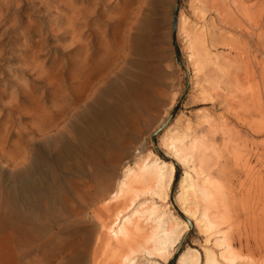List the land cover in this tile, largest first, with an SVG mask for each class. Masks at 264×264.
Here are the masks:
<instances>
[{
  "label": "rangeland",
  "instance_id": "374dc122",
  "mask_svg": "<svg viewBox=\"0 0 264 264\" xmlns=\"http://www.w3.org/2000/svg\"><path fill=\"white\" fill-rule=\"evenodd\" d=\"M238 1L247 6L248 16L242 19L249 30L256 32L252 37H239L236 33L222 35L224 28L215 20V9L201 1L195 2L201 14L195 16L192 0H0V193L3 192L1 198L14 199L4 211L9 209L13 216L23 211V216L31 213L34 203L21 202L23 163L32 164L37 146L50 135H67L72 87H81L78 93L86 97L90 92L87 88L99 87L107 76L115 86L148 87L153 95L141 106L139 113L132 116L133 121L126 128L133 138L129 156L123 163L132 160L134 164L146 156L175 165L174 179L163 209L169 218L181 221L180 227L182 221H187L189 230L175 249H170L172 255L167 262L153 259L162 264H180L182 253L195 249L200 253L201 264H206V234L185 214L180 198L184 171L191 165L178 162L164 144V136L183 132L188 135L186 141L199 133L212 143L205 148L206 159L210 160L213 186L219 193L218 199L224 202L223 211L227 217L226 223L219 227L221 230H213V238L220 241L226 233L225 238L239 254L237 264H264V161L253 154L257 146L250 141L245 146L233 144L237 128L242 135L248 132L252 136L264 126V0ZM181 13L206 27L205 34H213L217 47L211 46L215 54L211 61L212 73L214 78L217 76L215 80L220 91L229 98L228 105L225 101L194 98L197 94L194 63L189 57L184 34L179 30ZM203 14L209 20H203ZM122 30L127 40L132 34L137 35L140 46L130 49L128 42L125 52L121 51ZM224 43H233L236 49ZM217 116L224 117L220 121ZM240 116L248 118L253 127L241 129ZM222 121L229 123L230 130L226 131ZM210 122H216L217 127L207 136ZM230 133L232 136L227 135ZM228 139L233 143L228 144ZM256 139L260 150L264 151V134ZM124 170L125 167L117 168L118 173ZM156 201L162 204L160 199ZM198 201L192 205L198 210L211 203L202 197ZM91 208L87 210L86 220L79 219V223L95 222ZM40 215L39 224L50 227L55 216ZM61 217H56L57 222L66 221ZM93 225L88 227L87 224L84 227L87 231L76 233L86 235L93 228L95 240L97 226ZM7 232L9 228H0V264H8ZM51 234H56V241L63 237L69 240L74 231L60 233L52 227L46 237ZM92 254L93 246L79 264L112 263L109 253L100 251L95 260ZM28 263L33 264L31 260ZM62 264L78 263L67 258Z\"/></svg>",
  "mask_w": 264,
  "mask_h": 264
},
{
  "label": "bare ground",
  "instance_id": "6f19581e",
  "mask_svg": "<svg viewBox=\"0 0 264 264\" xmlns=\"http://www.w3.org/2000/svg\"><path fill=\"white\" fill-rule=\"evenodd\" d=\"M198 1L205 4L207 2L215 9V20L224 28L222 35L236 33L239 37H252L256 34L244 23L243 19L248 14L244 3L238 0ZM198 1L191 2L195 16L200 10L198 4H195ZM190 18L184 13L180 14L179 30L184 34L189 57L194 63L197 87L194 98L225 101V105H228L229 98L220 91L221 87L215 80L217 76L214 78L215 74L212 73L214 69L211 68V61L215 54L211 46L217 47L214 36L209 33L210 31L208 32L210 36L207 33L206 35L204 32L206 27L194 23L195 20ZM201 18L208 19L204 14ZM121 34L124 37L119 44L121 51L125 52L128 42L129 48L135 50L136 45H139L137 35L132 34L131 37L129 35L127 40L123 30ZM224 44L236 49L233 43ZM110 79L111 77L106 76L101 80L99 87H88L90 92H87L86 97L79 95L82 91L79 90L81 87H72L68 101L71 120L67 135H50L37 146L32 164L29 166L27 162L23 163L20 175L21 202L34 203L31 213L23 216L25 212L22 213L21 209L22 216L18 213L13 216L8 212L9 209L4 211V207L6 208L14 199L1 198L3 192L0 193V228L10 229V232L6 233L8 264L19 262L29 264V260L33 264H62L63 259L67 258L79 264V261L82 262L87 258L92 246L93 260L102 251L111 254V264H162L154 259L160 258L167 262L172 255L170 249L174 250L182 236L189 230L187 221H182L183 226L180 227L181 221L169 218L166 210L163 209L175 175L174 163L168 164L158 158L149 159L146 156L139 158L134 164L132 160L123 163V160L129 156V144L133 138V134L126 128L132 123V116L139 113L141 106L150 101L153 95L148 87H118ZM232 86L236 87L235 84ZM83 91L87 90L83 89ZM217 117V120L221 121L224 116ZM239 120L241 129L253 127V123L248 118L240 116ZM216 122L209 123V129L205 131L207 136L212 128L217 127ZM225 122L222 121L221 125L228 131L231 127L228 128L230 125ZM262 127V130L255 131L252 136L248 132L242 135L241 130L237 128V137H233L236 142L233 143L228 139V144L232 141L236 144L235 147L238 146L237 144L245 146L247 141H250L257 146L253 154L259 156V161H264V151L260 150L259 140L256 139V136L264 134V126ZM176 133L172 136H164V144L178 162L191 165L184 171L180 198L185 214L203 228V234H206L204 248L206 264H237L240 259L239 254L233 248L231 241L225 238L226 233L223 235L224 238L219 237L220 241L213 238L215 233L213 230L220 229L219 227L226 223L227 217L223 211L224 202L218 199L219 193L213 186L214 172L209 168L210 160L206 159L205 148L211 147L212 143L199 133L191 134L189 141L184 140L188 136L187 133ZM231 134L227 135L232 136ZM20 157L22 162L23 159ZM118 167H125V170L118 173ZM200 197L211 202L203 205L202 210H198L195 205L192 206L199 203ZM157 198L162 204L157 203ZM15 208L16 206L13 205L12 210L14 211ZM90 208L93 209L95 222L79 223L78 220L85 219ZM42 213L50 217L55 216L54 224L51 223L50 227L41 226L38 217ZM58 215L66 221L57 222ZM87 224L88 227L91 224L97 226L95 240H93V228L86 235L76 233L85 229ZM52 227L60 233L74 231V234H70L72 238L69 240H64L63 237L64 239L57 238L56 241V234L46 237ZM34 253L35 256L31 257ZM142 257L144 259H141ZM28 258L29 260H26ZM179 263L201 264L199 251L195 249L185 251Z\"/></svg>",
  "mask_w": 264,
  "mask_h": 264
},
{
  "label": "water",
  "instance_id": "95a60500",
  "mask_svg": "<svg viewBox=\"0 0 264 264\" xmlns=\"http://www.w3.org/2000/svg\"><path fill=\"white\" fill-rule=\"evenodd\" d=\"M176 15H177V11H176ZM176 24H177V18H175V22H174L175 30H176Z\"/></svg>",
  "mask_w": 264,
  "mask_h": 264
}]
</instances>
